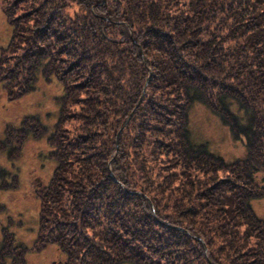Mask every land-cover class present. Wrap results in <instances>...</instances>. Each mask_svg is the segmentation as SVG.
Returning a JSON list of instances; mask_svg holds the SVG:
<instances>
[{"label":"trees","instance_id":"obj_1","mask_svg":"<svg viewBox=\"0 0 264 264\" xmlns=\"http://www.w3.org/2000/svg\"><path fill=\"white\" fill-rule=\"evenodd\" d=\"M0 2L7 98L41 69L62 84L36 246L68 264H264V0ZM196 104L241 156L193 138ZM34 120L11 128L13 158Z\"/></svg>","mask_w":264,"mask_h":264},{"label":"rangeland","instance_id":"obj_2","mask_svg":"<svg viewBox=\"0 0 264 264\" xmlns=\"http://www.w3.org/2000/svg\"><path fill=\"white\" fill-rule=\"evenodd\" d=\"M1 3L0 58L4 47L9 44L12 31L5 18ZM41 70L36 73L34 88L18 100H9L0 83V134L4 131L5 124H10L5 127V130L11 128V125L18 127L25 117H28L29 120L34 118L35 122L32 123H36L30 134L22 139L18 157L13 158L11 155H7L4 148L0 146V166L10 172L9 181L13 183L8 187L0 185V235L8 237L7 241L11 240L10 235L3 232V228L6 227L11 233H14V237L19 238L12 246H8L12 247V253L18 260L21 255L24 256L25 252L32 253L35 252L34 249L44 247L36 246L37 241H34L39 227L38 192L41 187L44 188L48 185L56 166L55 159L50 153L52 147L49 139L53 134L54 127L58 126L56 123L59 118L62 84L54 75L44 76ZM189 123L194 139L206 140L212 149L222 153L225 158L232 159L234 156H241L244 153L241 142L232 138L228 128L205 105L196 104L191 108ZM16 140L17 135L10 140L13 142L9 141V152H11L10 146H13ZM13 155L15 156L14 153ZM3 175L4 173L0 169V177ZM14 175L15 177H13ZM1 181L4 179L0 180V183H3ZM252 202L255 211L263 214L264 197L255 198ZM13 247L18 249L13 250ZM42 250H45L47 259L64 258L63 253L55 244ZM23 258L25 261V257ZM28 262L38 264V259L31 255L30 259L28 257Z\"/></svg>","mask_w":264,"mask_h":264},{"label":"flooded vegetation","instance_id":"obj_3","mask_svg":"<svg viewBox=\"0 0 264 264\" xmlns=\"http://www.w3.org/2000/svg\"><path fill=\"white\" fill-rule=\"evenodd\" d=\"M7 126H10V124L9 123L5 124L4 125V131L2 132V134H0V146L1 147L3 146L4 150L7 152V155L9 154V156H10L8 142L12 138H14L16 136L15 132L11 130V128H16V126L11 125V128L9 127V129H6L5 130V127H7ZM9 130H10V132H9ZM12 160H14V159H12ZM6 171H8V170L6 169ZM10 176H11V174H10L9 171H8V174H4L3 177L1 176L0 177V180L2 178V179H4V181H1L3 183H0V185H5V186L8 187V184H9L8 182H10L9 181V177ZM13 177H15V175ZM15 180H16V178H15ZM38 225H39V221H38ZM3 229H7V228L4 227ZM8 232H10V230ZM17 240H19V238H16L13 235V241L10 243L9 240L7 241V237H1V235H0V248H3L1 251H9V250L12 251V247L9 248L8 246H10V245L12 246L13 243H16L17 242ZM37 240L38 239H37V236H36L35 239H34V241H37ZM51 245H54V244H46V245H43L44 247L38 248V249H34L35 252H32V253L25 252L24 253V256H23V257H25V261H23V262H21L19 260H11L8 257V258H3V260L1 261L0 264H33V263H29L28 262V257L30 259L31 255H33L36 259H38V264H41L42 262H43V264H47V263L48 264H68V261L66 259V256L64 254H62V253H60V254H62L64 258H61V259H56V258L47 259L46 258L45 250H42V249H46L48 246H51ZM14 249L17 250L18 248L13 247V250ZM26 249H27V247H26ZM1 259L2 258H0V260Z\"/></svg>","mask_w":264,"mask_h":264}]
</instances>
